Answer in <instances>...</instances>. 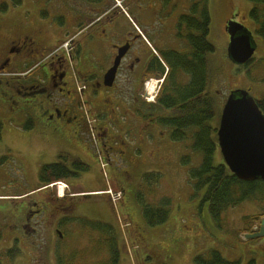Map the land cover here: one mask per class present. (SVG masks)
Wrapping results in <instances>:
<instances>
[{"label":"rangeland","instance_id":"rangeland-1","mask_svg":"<svg viewBox=\"0 0 264 264\" xmlns=\"http://www.w3.org/2000/svg\"><path fill=\"white\" fill-rule=\"evenodd\" d=\"M7 1L11 2L3 0L0 3ZM109 1L112 4L107 5L106 18L111 17L119 21L121 35L129 31L137 34L141 43L148 48L150 44L157 51L160 50L157 48L161 47L166 51L181 53L190 52V48L185 40L178 36L179 33L183 36L187 34L185 27L178 28V19L190 13L193 2L206 3L210 13L207 40L215 49L208 57L207 94L213 100L215 111V119L210 125L218 127L223 105L232 90H247L256 101L264 96V38L256 34L258 25L250 19V11L255 7L261 17L264 16V2L168 0L162 11L156 12L157 15L151 12L150 16L149 0ZM134 3L137 5L134 6ZM74 5L76 4L71 0H22L20 5H9L6 12H0V34L3 35L2 38L0 36V43L5 44L13 35L25 33V28L30 26L29 34L36 38H40L41 32L46 34L45 26L50 29L61 28L63 19H67L70 28L73 22L72 13L69 12L68 17L65 15L69 10H74ZM124 12L129 17H126ZM231 19L240 22L253 33L256 51L249 69L235 65L228 57L229 36L225 27ZM92 31L95 32L96 28L91 29ZM65 33H58L53 37L46 34L44 39L40 38L39 43L44 44L46 48L44 54L55 47L54 41L50 40L61 37L65 38L63 48L70 51L67 41L69 35L66 31ZM72 54L74 55V51ZM90 63L91 67L99 69L100 72H104L110 65L105 55L99 53H95ZM157 80L159 79L156 77L145 78L143 90L137 91L144 103L139 109L143 113L147 112L151 118L143 117V124L133 125L131 147L135 148L129 152L130 149L120 142L112 155L114 158L111 157L109 161L101 153L107 163L104 168L98 163L92 148L89 152L88 149L84 151V161L80 159V152L85 146V135L81 132L70 137L63 131L56 134L52 132L55 144L50 149L46 139L53 143L54 141L45 132V115L40 114L41 122L37 124L36 129L45 133L41 136L40 144L45 145L47 156L44 155L34 168L33 159L28 160L34 153L32 146L18 164L21 167L26 163L30 180H25L21 170L17 173L15 167L9 164L4 167L6 175L0 177V252L4 253L11 248L20 251L12 261L0 257V264H195L196 256L207 258L211 251L219 252L229 262L239 260L241 264H248L254 260L256 264H264V237L256 242H247L244 235V231L249 228L244 219L260 215L264 204L244 202L226 212L222 219L225 230L216 226L209 214L208 203L203 202L205 190L195 189L189 176V171L200 165L201 154L192 149L190 137L182 142L172 141L169 130L157 123L159 117H167L170 112L150 107L149 102L144 100H152L159 91ZM188 81V76L180 80L181 83ZM121 83L122 77H119L117 85L120 86ZM39 95V98L43 99L44 96ZM103 98L96 103L101 108L110 109V103ZM150 103L155 105L156 99ZM146 131L148 145L144 140ZM125 140L129 142L128 136H125ZM55 145L60 150L59 154L52 157L50 153H58ZM139 147L142 152L136 151ZM63 156L67 157L65 164L71 166L75 172V161L86 164L89 170L78 172L79 176L93 173V184L98 185L97 188H106L105 195L79 194L73 198L75 209L63 212L65 218L62 224L54 219L49 223L47 221L51 219L46 217L44 224L33 226L34 233L29 231L27 234L26 230L19 227L25 211V201L28 199L25 198L27 194H23L39 186L37 177L45 165L61 162ZM185 156L190 158L187 165L182 164V158ZM215 161H222L219 148ZM148 174H158L160 177L155 179L156 183H147L149 181H146L145 176ZM100 176H103V180H100ZM75 179L71 177L67 180V183L72 185L66 191L67 197H71L72 193L82 192V185L78 184L81 188L74 186L77 181ZM110 190L116 198L115 202L108 194ZM55 191L39 193L38 190L30 197L37 200L43 197L57 198ZM145 205L155 210L167 211V221L157 226H149L143 216ZM254 226L256 224H251V229ZM237 231L239 233L236 239ZM111 240L118 251L117 258L110 248Z\"/></svg>","mask_w":264,"mask_h":264},{"label":"flooded vegetation","instance_id":"flooded-vegetation-1","mask_svg":"<svg viewBox=\"0 0 264 264\" xmlns=\"http://www.w3.org/2000/svg\"><path fill=\"white\" fill-rule=\"evenodd\" d=\"M20 1L22 4V0ZM71 1L76 4L74 10H69L65 15L68 17V13H72L73 22L70 28L67 19L62 20L61 28L50 29L45 26L46 34L52 37L58 33L65 35L66 31L69 35L67 41L70 51L63 48L65 38L61 37L51 39L55 47L44 54L46 48L44 44L39 43V39H44L46 34L41 32L40 38L33 37L29 34L31 26L24 27L25 33L13 35L5 44L0 43V177L6 175L4 167L9 164L15 167L17 173L21 170L25 180H30L26 163L21 167L18 164L32 146L34 153L28 160L33 159L34 168L44 155L47 156L45 145L40 144L41 136L45 133L36 129L37 124L41 122L40 114L45 115V132H53V129L65 132L74 126L76 130L73 134L81 132L85 135V146L80 152L83 158L84 151L88 149L89 152L92 148L94 151L99 150L109 160L120 142L125 144L127 149L132 146L133 125L136 122L134 117L141 110L139 107L144 104L137 91L143 90L145 67L153 59L152 50L143 45L135 33L128 31L121 35L117 19L106 18L107 5L112 4L109 0ZM167 1L149 0L150 16L151 12L157 15L156 12L162 11ZM133 5L136 6L137 3ZM94 28L96 31L91 32ZM0 36L3 37L2 34ZM121 47H126V50L120 61L116 79L113 86L106 87L104 75L112 67ZM157 49H160L158 52L166 51L161 47ZM95 53L105 55L110 62L104 72L91 67L90 61ZM119 77H122L120 86L117 85ZM78 82L83 85L80 92L76 89ZM39 94L44 96L43 99L39 98ZM83 98L86 101L83 102ZM101 98L110 103V109L98 106L96 102ZM86 105L95 120L97 133L94 142L89 137L84 117ZM41 110L43 112L39 113ZM123 123L126 125L123 126ZM66 124L69 125L65 127ZM147 133L146 131L145 138L143 137L146 143ZM125 136H128L129 142L125 140ZM46 144L50 149L54 145L47 139ZM38 190L39 193L51 191L38 186L23 194H27L25 198L28 199L25 201V211L19 227L26 230L27 234L29 231L34 233L33 226L44 224L46 217L51 219L47 221L49 223L54 219L62 224L65 218L63 212L76 207L74 196L63 199L43 197L40 200L30 197Z\"/></svg>","mask_w":264,"mask_h":264},{"label":"trees","instance_id":"trees-1","mask_svg":"<svg viewBox=\"0 0 264 264\" xmlns=\"http://www.w3.org/2000/svg\"><path fill=\"white\" fill-rule=\"evenodd\" d=\"M3 0H0V2ZM251 2H264V0H249ZM8 4V5H7ZM20 0H11L0 3V12L7 11L9 5H20ZM250 19L258 25L256 34L264 38V16L261 17L259 10L255 7L250 11ZM210 13L205 2H193L190 13L182 15L178 19V28L185 27L187 34L180 33L190 48V52L181 53L173 50L157 52L159 57L153 55V59L145 67V78L165 76L156 97V107L163 111H169L167 117H159L157 123L170 132V139L182 142L188 137L192 140V149L201 154V163L197 168L189 171V176L197 190H205L203 202L208 203L209 214L216 226L225 230L222 219L226 212L236 208L244 202L264 204V181L257 180L245 182L236 178L224 161L216 162L218 151L217 128L210 125L215 119L213 100L208 96L209 83L208 57L215 51L212 44L207 40L209 35ZM162 61V62H161ZM251 59L245 66L249 69L253 64ZM167 69V70H166ZM248 71V70H247ZM180 75L178 76L177 74ZM189 77V81L181 83L182 77ZM257 104L264 115V96L257 100ZM221 116V115H220ZM145 117L151 118L149 115ZM220 122V119H219ZM219 127V125H218ZM96 155V153H95ZM67 157H61V162L45 165L40 173L39 187L43 188L52 183L64 181L71 177H78V172H87L89 167L81 161H75L73 166L77 172L72 171L65 164ZM190 161L188 156L182 158V164L187 165ZM146 181L155 182L158 174H148ZM156 179V180H157ZM145 180V179H143ZM143 216L149 226H157L168 219V212L161 209H153L147 205L143 206ZM264 217V209L260 215L245 218L248 229L245 234L253 233L251 224H259ZM239 231L236 232L237 239ZM259 238L247 240L256 242ZM113 240L109 241L114 257L117 258L118 251L115 249ZM20 251L16 248L0 252V257L12 261ZM117 260V259H116ZM118 261V260H117ZM116 261V262H117ZM195 264H241L239 260L226 261L219 252L211 251L208 257L198 255L194 258ZM248 264H256L251 260Z\"/></svg>","mask_w":264,"mask_h":264},{"label":"water","instance_id":"water-1","mask_svg":"<svg viewBox=\"0 0 264 264\" xmlns=\"http://www.w3.org/2000/svg\"><path fill=\"white\" fill-rule=\"evenodd\" d=\"M225 31L229 36L228 57L238 66L254 56L256 43L242 24L230 20ZM126 47L118 49L112 67L104 75V85L111 87ZM217 142L224 164L237 179L245 182L264 181V115L249 91L230 92L223 106L217 129ZM264 237V219L246 239Z\"/></svg>","mask_w":264,"mask_h":264},{"label":"crops","instance_id":"crops-1","mask_svg":"<svg viewBox=\"0 0 264 264\" xmlns=\"http://www.w3.org/2000/svg\"><path fill=\"white\" fill-rule=\"evenodd\" d=\"M144 122H143V120L140 118V117H137V119H136V122H135V125L136 124H143ZM75 128H74V126H72V127H69V129H67V131H65L64 133H65V135L66 136H68V137H70V136H72V134H73V132H75ZM59 130L58 129H53V132L56 134L57 132H58ZM46 132H48V135H49V137L51 138V140H53L54 141V139H53V133L52 132H50V131H46ZM145 135V134H144ZM59 142V140L57 139V143ZM54 144H55V141H54ZM147 144V143H146ZM148 145V144H147ZM56 146V145H55ZM57 147V146H56ZM135 148V147H134ZM134 148H132L131 146H130V151L129 152H131V150H133ZM52 149V148H51ZM59 148L57 147L56 148V151L58 152V153H50V155L52 156V157H55V155L56 154H59ZM136 151H139V152H142L143 150H142V148H140L139 147V150H136ZM81 160L83 159V161L85 160V158H80ZM67 166H69V165H67ZM69 169H71L72 171H73V168L71 167V166H69ZM148 170V169H147ZM94 178H95V175L93 174V173H89V174H87V175H82V176H79V177H77L75 180H77L75 183H74V186L75 187H80L79 185H82V188H83V190H82V188H81V191L82 192H79V193H72L73 195H75V196H78L79 194H83V193H90V194H95V193H102V194H104V192L107 190L106 188H97L96 186H98V185H94L93 184V180H94ZM100 180H103V176L101 177L100 176ZM79 184V185H78ZM69 186H72V185H69ZM105 195V194H104ZM87 202H89L90 200H86ZM82 206H84V205H82ZM94 211H96V210H94ZM256 226H254V227H252V229H254Z\"/></svg>","mask_w":264,"mask_h":264},{"label":"built area","instance_id":"built-area-1","mask_svg":"<svg viewBox=\"0 0 264 264\" xmlns=\"http://www.w3.org/2000/svg\"><path fill=\"white\" fill-rule=\"evenodd\" d=\"M55 186L59 189V190H61L62 188H64L65 187V185L63 184V183H55ZM114 199L116 200V198L114 197Z\"/></svg>","mask_w":264,"mask_h":264},{"label":"bare ground","instance_id":"bare-ground-1","mask_svg":"<svg viewBox=\"0 0 264 264\" xmlns=\"http://www.w3.org/2000/svg\"><path fill=\"white\" fill-rule=\"evenodd\" d=\"M153 85H154V83H153ZM151 86V85H150ZM150 89H151V87H150Z\"/></svg>","mask_w":264,"mask_h":264}]
</instances>
